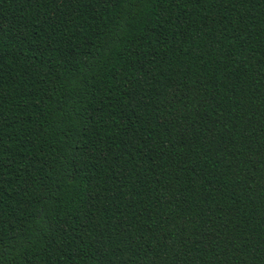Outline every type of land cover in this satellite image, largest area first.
<instances>
[{
  "label": "trees",
  "instance_id": "1",
  "mask_svg": "<svg viewBox=\"0 0 264 264\" xmlns=\"http://www.w3.org/2000/svg\"><path fill=\"white\" fill-rule=\"evenodd\" d=\"M0 264H264V0H0Z\"/></svg>",
  "mask_w": 264,
  "mask_h": 264
}]
</instances>
